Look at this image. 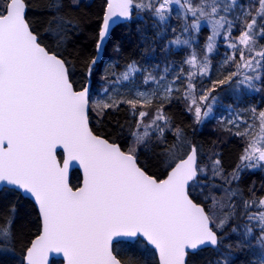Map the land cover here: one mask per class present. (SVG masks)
I'll list each match as a JSON object with an SVG mask.
<instances>
[{
  "label": "snow or ice",
  "instance_id": "snow-or-ice-1",
  "mask_svg": "<svg viewBox=\"0 0 264 264\" xmlns=\"http://www.w3.org/2000/svg\"><path fill=\"white\" fill-rule=\"evenodd\" d=\"M72 5L78 6V0H72ZM106 5L97 51L109 35L113 17L130 20L135 10L150 13L163 25L177 5L181 31L171 29L175 38L164 50L183 45L189 54L178 65L166 64L164 75L153 74L159 65L126 64L123 72L111 73L114 78L104 77L105 86L97 93L99 98L93 99L90 85L77 88L71 80L69 61L64 58L67 49L46 44L26 18L28 0H0V184L14 186L21 198L31 196L42 222V232L26 248L27 264H47L53 251L62 252L67 264H137L130 254L120 258L133 245L142 252L151 246L158 264H200L198 257L209 247L217 253L215 264H236L237 251L251 257L239 264H264V196L245 200L238 187H227L233 182L238 185L245 171L264 167V109H250L253 123L243 115L226 121L221 117L234 127L247 125L236 132L246 143L239 163L227 176L220 159L212 160L211 177L198 162L197 146L187 140L183 129L172 127L164 112L165 103L175 98L174 85L184 86L187 111L197 124L212 117L214 105L221 103L213 95L218 89L227 86L228 93H238L242 86L257 92L264 89V46L255 50V37L264 38V0L248 6L238 5L237 0H106ZM62 9V4L50 9L55 29L44 35L62 34L66 44L78 22L59 15ZM202 21L210 25L211 35L206 37V53L201 57L196 46ZM237 29L238 36H233ZM166 31L161 27L157 36ZM220 37L230 54L224 57L220 78L198 93L194 81L202 84V78L210 75L209 54L216 50ZM96 62V58L91 60L87 76ZM137 73L143 74L142 84L156 87L148 91L133 90L132 85L119 87L124 81L134 83ZM121 105L128 106L132 123L117 122L115 132L105 129V135L97 134L92 124L106 118L111 123L109 113L119 111ZM227 110L236 111L232 105ZM253 124L259 128L255 136L249 132ZM168 132L174 134L175 143L168 142ZM113 136L125 141L126 147ZM58 147L63 149L62 159L57 156ZM145 157L165 163L166 178L149 174ZM73 161L83 168V182L75 188L68 181ZM215 177L224 182L227 203L203 194L209 185L202 180ZM233 197L241 203L237 205ZM218 208L227 211L218 213ZM9 213L11 218H3L0 224L4 248L16 243L15 205ZM230 221L240 223L225 232ZM230 234L238 235L235 248L224 243ZM117 247L123 252L117 253Z\"/></svg>",
  "mask_w": 264,
  "mask_h": 264
},
{
  "label": "trees",
  "instance_id": "trees-1",
  "mask_svg": "<svg viewBox=\"0 0 264 264\" xmlns=\"http://www.w3.org/2000/svg\"><path fill=\"white\" fill-rule=\"evenodd\" d=\"M240 1L241 4L245 6L254 2V0ZM57 4L63 5V9L60 11L59 15L63 16L65 19L78 22V27L69 33L68 42L66 44L63 43L62 34H54L53 36L44 35L45 32L54 31L55 29V26L51 24L53 13L50 9H54ZM105 8L106 0H90V2L80 3L78 6L72 5V0H28L27 19L41 34L44 42L51 47L62 45L61 51H63L64 48L67 49L64 52V58L69 61L71 79L77 88L86 84L89 79V76L86 75L89 64L93 58H96L97 62L95 65H92L90 76L93 78L91 91L93 99L97 96V93H99L104 83V77L108 74L110 68H113L111 63L116 65L113 71H122L126 64H130L133 61L137 63L138 67H141L147 64L148 55L152 53L156 55L164 51V45L167 41L166 38L174 37L175 33L171 31L172 28H175L177 33L180 29L177 27L179 20L175 16H172L170 20L165 23V27L167 28V31L164 33L165 37H158L157 32L162 26L157 24L156 19L152 17L150 13L144 12L142 18L133 17L130 21L116 25L104 48H100V50L97 51L96 45L99 42V32ZM154 24L156 27H153ZM205 32L206 28H203L201 33L204 35ZM256 43L259 46H264V38L257 37ZM117 48L119 50H117ZM182 54L181 51L175 53L169 52L166 54V59H172L173 62L179 63L180 60L176 59ZM204 81L207 88L211 87L212 80ZM178 93L180 92H174V94ZM174 97L175 98L172 99L170 104L165 103L164 105V112L171 119L172 127L183 129L187 140L197 146L199 158L204 150H211V152L218 150V155L214 159H220L224 170V176L230 174L239 163V157L245 143L244 140L233 133L230 134V131L220 129L217 123L214 122L215 117L211 118L213 121L209 120V126L201 127L195 122L191 113L185 109L184 102L186 101H184L183 95H174ZM222 100L224 104H232L234 102L233 98H223ZM153 103L155 107H159V104L155 101ZM143 110L148 111L150 116L154 115V111L150 108L145 107ZM109 118L111 123L108 122V118L103 122L93 123V130L96 131L97 134L105 135V129L112 130L113 132L116 131L117 122L125 125L132 123V117L126 105H121L119 111L109 113ZM92 119H94V117ZM166 135L170 144L175 143L173 133L168 132ZM112 139H114L115 142L121 143L122 147H126V142L120 138L113 136ZM129 141H127V143H129ZM59 156L62 159L61 153ZM144 159L148 165L146 170H148L151 175H156L158 179L165 177V163L159 159H149L147 157ZM262 176L259 170L252 172L248 170L246 174L241 176L238 185L236 182H233V184L227 187H238L242 191L243 199L245 200L259 198L262 189H264V178H262ZM71 183L74 188L80 185L81 173L79 170H74ZM202 183L209 185V187L203 189L204 195H209L208 192L212 191L227 196L222 190L225 185L221 177H215L212 180L204 179ZM212 184L219 187L213 188L211 187ZM253 193L255 196H253ZM197 195H200L199 189L197 190ZM232 199L237 205L241 203L239 197H233ZM197 202H200V200H197ZM12 205H15L17 209L16 222L12 225L16 234V243L7 248L0 246V264H24L26 248L41 230V219L34 202L26 197L21 198L16 189L9 187H5L0 191V224L3 223V218H11L9 208ZM239 210L238 208L237 211ZM238 223L240 222L230 221L229 226H226L224 231L230 233L231 227L236 226ZM218 235H220V233H218ZM0 239H2V236H0ZM237 240V234H230L228 239L224 240V243H232L235 248ZM116 252L122 253L123 249L117 247ZM129 254L137 261V264H143L146 258L149 260V264H158L157 255L150 246L147 250L142 252L133 245L130 253L121 255L120 258L123 260L126 258V255ZM217 258V253L212 248H205L200 254V257H198L200 264H215ZM250 258L249 254L239 251H237L235 255L236 264H239L240 261L247 262ZM52 264H63V261L54 259Z\"/></svg>",
  "mask_w": 264,
  "mask_h": 264
},
{
  "label": "rangeland",
  "instance_id": "rangeland-1",
  "mask_svg": "<svg viewBox=\"0 0 264 264\" xmlns=\"http://www.w3.org/2000/svg\"><path fill=\"white\" fill-rule=\"evenodd\" d=\"M237 4L238 5H242L240 0H237ZM173 8H174V12H173L172 16H175L177 18V15L180 13L181 10H180L179 6H177V5H174ZM143 15H144V12H140L139 14H137L136 11L133 10V17L134 18H142ZM171 17H169V20H170ZM178 20H179V23H178L177 27L180 28L179 29V32H180L181 31V25H182L183 21L180 20V19H178ZM168 21H166L165 23H167ZM165 23L163 25H161L164 28H166L165 27ZM203 28H206V32L203 35V33H201V31H200V33L198 34V38H197L198 43H197V46H196V50H197V52L199 53V55L201 57L206 53V48H205L206 37L211 35L210 25H208L206 21H202V23H201V30ZM238 34H239V30L238 29L233 31V36H238ZM160 37H162V36H160ZM163 37H165L164 34H163ZM174 38H175V34H174L173 38H170V37L166 38V40H167L166 43L169 40H172ZM256 38L257 37H255V42H256ZM260 48H261V46L257 45V43H256L255 50H260ZM177 51H181L183 53L181 56H179L180 59L179 58L176 59V60H180V62L183 61L184 58L189 54V50H188L187 46H183V45L179 46L177 48H171L167 52L164 50V51H162V53H159V54H156V55L152 53V54L148 55V57H147L148 58L147 64L142 65L141 67H149V68H151L153 65H159V68H157L156 71L153 74L154 75H164L163 69H164L165 65L168 64V63L173 62L172 59H169V60L166 59V54L169 53V52H174L175 53ZM226 54H230V50L223 43V37H220L218 39L216 50L212 54H209V58H210L211 64H212V71H211L210 75L207 76V77H203L202 78V84L200 83L199 80L194 81L196 83V85H197V92L198 93H199L201 87L207 88L205 86L206 83H205L204 80H215V79L220 78L219 74H220L221 71H223L222 64H223V60H224V57H225ZM179 63L175 62V65H178ZM111 64L113 65L114 63H111ZM124 70H125V68L122 69V71H116V72L119 73V72H123ZM187 70H188V67L185 65V71H187ZM112 72H113V68H110V70L108 71L107 75L111 77V73ZM224 74H227V73L225 72ZM142 77H143L142 73H137L136 76L134 77V83L132 81H124V82H122V84L119 87L123 90L126 87H128L129 85H132L133 90L138 88L140 91H148V90L156 87V85H154L153 83H149L148 85L142 84L141 83ZM111 78H114V77H111ZM167 80H169V81L171 80V72L168 74ZM104 86H105V83L102 84L99 92L103 89ZM258 87H259V85H258ZM173 88H174V91H173L172 95L174 94V92L175 93L176 92H180L178 94H174L175 96H179L180 94L183 95V91H184V86L183 85H174ZM177 88H178V90H177ZM213 95H217L219 100L221 101V103H218V104L214 105L213 115H212V117H215V121L214 122L217 123V125H218V127L220 129H222V130L225 129V131H230L231 132L230 134L233 133L234 135H236V132L243 131L244 128L247 125L244 124V123H240V124H238V126L234 127L232 125L226 124L223 121H226L228 119H234L237 115H243L245 121H247L248 123H253L252 113H251L250 109L252 107H255L258 111L264 109V103H263V100H264V89H262L261 91L257 92L255 90H249L246 87L242 86V90L240 92H238V93H228L227 86H224L223 89H218L216 93H213ZM96 98H99L98 95L94 97V99H96ZM129 98H132V97L129 96ZM223 98H233L234 102L232 104L231 103L230 104H224V102L222 100ZM184 105H185V109L187 110V103L184 102ZM228 105H232V107L235 108L236 111L234 113L228 111L227 110V106ZM191 116L194 119L193 113H191ZM212 117H210L209 119L205 120L203 124H199V125L201 127L209 126L210 125L209 120L213 121L211 119ZM221 117H223V121L221 120ZM147 122H148V118L145 119V123H147ZM249 132L251 133V135L255 136V135H257L259 133V128L257 127L256 124H253V127L251 129H249ZM236 136L240 137L238 135H236ZM130 142L131 141H129V143ZM244 142L246 143L245 140H244ZM245 143H244V145H245ZM217 153H218V150L217 151H213V152H211V150H208V151L204 150L203 153L200 154L199 163L202 166L208 168V172L205 174L208 177H211V161L214 158L217 157V155H218ZM200 159H201V162H200ZM256 170H259L262 173V175H263L262 178H264V167L251 169L249 171L252 172V171H256ZM247 172H248V170L245 171L244 173H242L241 176L246 174ZM214 191H216V190H214ZM208 193H209L210 196H215L218 200H221L222 202L227 203V198H226L227 196L226 195H222L220 193H216V192H212V191H209ZM261 196H264V189H262ZM210 203H211V200H209V204ZM226 210H227L226 208L223 209V210H220L219 208L217 209L218 213H220L222 211L226 212ZM254 210L255 209H253V211ZM258 234H259L258 231H256L255 235H258Z\"/></svg>",
  "mask_w": 264,
  "mask_h": 264
},
{
  "label": "water",
  "instance_id": "water-1",
  "mask_svg": "<svg viewBox=\"0 0 264 264\" xmlns=\"http://www.w3.org/2000/svg\"><path fill=\"white\" fill-rule=\"evenodd\" d=\"M106 11H107V5H106V8H105V13H106ZM27 12H28V9H27V11H26V18H27ZM105 13H104V14H105ZM130 20H131V19H130ZM126 21H128V20H125L124 18H121V17H119V16L113 17V19L110 21L109 35L105 38V40H104L103 42H101V47H103V46L109 41V38H110V35H111V32H112L113 28H114L116 25H118V24H120V23H122V22H126ZM70 78H71V76H70ZM71 80H72V79H71ZM87 84L90 85V92H91V89H92V83H91V82H88ZM117 143H118V142H117ZM60 151L63 153V149L58 147V149H57V156H58V158H60L59 155H58V153H59ZM198 162H199V155H198ZM76 169H78V170L80 171V173H81V183H80V185H81L82 182H83V168H82V166L79 165L78 162L73 161V162L69 165V169H68V181H69V184H70L71 186H72V183H71L72 173H73V171L76 170ZM149 174H150V173H149ZM164 178H166V177H164ZM164 178H162V179H164ZM80 185H79V186H80ZM5 187L14 188V186H11V185L0 184V191H1L3 188H5ZM72 187H73V186H72ZM73 188H74V187H73ZM14 189H15V188H14ZM24 197L31 199V200L34 202V204L36 205L34 199H33L31 196L25 194ZM36 207H37V205H36ZM40 219H41V218H40ZM41 232H42V222H41V230H40L39 234H40ZM39 234H38V235H39ZM35 238H36V237H35ZM35 238H33V240H35ZM33 240H32V241H33ZM29 246H30V245H29ZM150 247H151V246H150ZM209 248H211V247H209ZM153 250H154V249H153ZM157 258H158V256H157ZM53 259H59V260H62V261H63V264H67V259L65 258L64 254H63L62 252H61V253H57V252H54V251H53V252L49 253L48 258H47V264H52ZM24 264H27V261H26V252H25V256H24Z\"/></svg>",
  "mask_w": 264,
  "mask_h": 264
},
{
  "label": "bare ground",
  "instance_id": "bare-ground-1",
  "mask_svg": "<svg viewBox=\"0 0 264 264\" xmlns=\"http://www.w3.org/2000/svg\"><path fill=\"white\" fill-rule=\"evenodd\" d=\"M82 2H90V0H79V1H78V4H80V3H82ZM102 24H103V21H102ZM101 28H102V25H101ZM179 56H180V55H179ZM179 56H178V58H179ZM179 59H180V58H179ZM88 82H91L92 85H93V78L89 77V79L87 80L86 84H87ZM86 84H85V85H86ZM223 128H224V127H223Z\"/></svg>",
  "mask_w": 264,
  "mask_h": 264
}]
</instances>
